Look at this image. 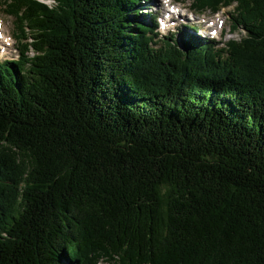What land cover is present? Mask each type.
Returning <instances> with one entry per match:
<instances>
[{
    "label": "trees",
    "instance_id": "16d2710c",
    "mask_svg": "<svg viewBox=\"0 0 264 264\" xmlns=\"http://www.w3.org/2000/svg\"><path fill=\"white\" fill-rule=\"evenodd\" d=\"M51 1L6 4L32 41L0 60V264H264V0H193L237 4L222 48Z\"/></svg>",
    "mask_w": 264,
    "mask_h": 264
},
{
    "label": "rangeland",
    "instance_id": "374dc122",
    "mask_svg": "<svg viewBox=\"0 0 264 264\" xmlns=\"http://www.w3.org/2000/svg\"><path fill=\"white\" fill-rule=\"evenodd\" d=\"M142 1V4H144ZM157 1V2H156ZM7 2L11 3V0H0V60L1 62L4 61H16L21 57V53L26 49L23 45H28L31 43L32 38L29 36L28 33V40H22L23 30L25 26L21 24V21L14 15L8 13L10 8L7 7ZM42 2L51 5L53 2L51 0H42ZM172 3V5H169ZM193 0H148L146 3V8L149 12L153 15L155 14L157 17H161V19H167L165 16V12H168L167 9L171 6H174L175 14L179 16V21L175 22L174 16H170V19L166 24V31L160 29L162 38L163 35L167 36L170 34H179L184 29L181 26H186L194 28L196 33L192 31L186 33L190 34L194 37H201L202 39H207L208 34L205 33L206 30V23L207 26H211L214 24V29H217L218 36L216 41L220 44L222 48L223 45L228 43L230 40L239 39L241 38L244 32L241 30H236L233 32V25H236L233 20V12L237 7L236 3L232 5H226L227 7L222 8L219 11L214 10H206L205 12H198L194 10L193 7ZM168 8H167V7ZM172 9V10H173ZM170 10V9H169ZM147 11L144 13L146 14ZM216 15H215V14ZM177 20V19H176ZM170 28V33H167V30ZM178 29V30H177ZM28 31V29L26 28ZM164 32V33H163ZM209 33V32H207ZM179 39V36H178ZM32 55V50L26 55ZM102 264H108L103 262Z\"/></svg>",
    "mask_w": 264,
    "mask_h": 264
},
{
    "label": "bare ground",
    "instance_id": "6f19581e",
    "mask_svg": "<svg viewBox=\"0 0 264 264\" xmlns=\"http://www.w3.org/2000/svg\"><path fill=\"white\" fill-rule=\"evenodd\" d=\"M145 2V1H144ZM157 2V1H156ZM145 3H147V2H145ZM170 8V7H169ZM172 8V7H171ZM147 9V8H146ZM161 18V17H160ZM179 18V17H178ZM177 18V20L176 21H179V19ZM178 30V29H177ZM174 36V35H173ZM175 37V36H174ZM181 39V38H180ZM144 42V41H143ZM179 52V51H178ZM215 56V55H214ZM180 61V60H179ZM1 158V157H0Z\"/></svg>",
    "mask_w": 264,
    "mask_h": 264
}]
</instances>
